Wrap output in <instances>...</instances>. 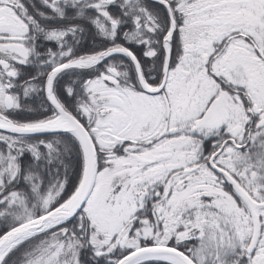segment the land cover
<instances>
[{
	"label": "snow or ice",
	"instance_id": "obj_1",
	"mask_svg": "<svg viewBox=\"0 0 264 264\" xmlns=\"http://www.w3.org/2000/svg\"><path fill=\"white\" fill-rule=\"evenodd\" d=\"M40 4L0 0V264H264V0Z\"/></svg>",
	"mask_w": 264,
	"mask_h": 264
},
{
	"label": "trees",
	"instance_id": "obj_2",
	"mask_svg": "<svg viewBox=\"0 0 264 264\" xmlns=\"http://www.w3.org/2000/svg\"><path fill=\"white\" fill-rule=\"evenodd\" d=\"M33 2L37 5V7H39L41 10H45V11H50L47 10L43 7V5L40 4V0H33ZM119 2V0H118ZM145 3L148 4L150 7H155V2H152L150 0H145ZM162 11V9H161ZM129 27H131V25H129ZM127 30V29H126ZM94 32L95 29L92 28L91 26H89V31L85 37V39L82 41L81 45H79L77 47V52L80 54H87L92 52L94 49L101 47L103 43H107L105 41H102L101 38L99 37H95V43L93 42V38H94ZM121 42H123L121 40ZM53 47L54 51H58L59 49L56 48V46L54 44L50 45ZM131 48V50L134 51V53H136L138 55L139 58H141L142 60H144L145 58H143L141 56V47L142 46H135V45H125ZM126 60V58H125ZM97 68H100V66L98 65ZM35 69L29 68L26 70V73L29 72H34ZM96 75L95 72H93L92 70H69L68 73L64 74L62 76V78H60L59 81V89H60V95H61V99L64 100L67 104H69V106H71L72 104V98L67 97L64 94V89L68 86H72L75 90L76 93L80 92V81L89 79V78H94ZM22 103L29 105L30 107L34 108V109H39V106L41 104H44L47 106L48 102L44 99V94L43 93H39V94H34L32 96H30L27 99H22ZM50 112H42V111H36L35 113H27L24 115H21L20 118L21 119H37V118H43L47 115H49ZM40 135L41 138H45L50 136V134H37ZM71 159L73 160V164L72 167H75V157H71ZM66 163H68V161H66ZM55 172V169H53V173ZM60 176H63V168H60ZM52 176H48L46 177V179H51ZM75 180V177L73 175V173L70 171L69 173V190L72 187L73 181Z\"/></svg>",
	"mask_w": 264,
	"mask_h": 264
},
{
	"label": "water",
	"instance_id": "obj_3",
	"mask_svg": "<svg viewBox=\"0 0 264 264\" xmlns=\"http://www.w3.org/2000/svg\"><path fill=\"white\" fill-rule=\"evenodd\" d=\"M150 1L155 2V0H150Z\"/></svg>",
	"mask_w": 264,
	"mask_h": 264
}]
</instances>
